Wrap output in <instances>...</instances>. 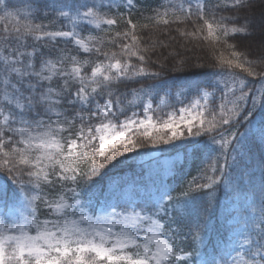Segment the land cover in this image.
Masks as SVG:
<instances>
[{"label": "snow or ice", "instance_id": "snow-or-ice-1", "mask_svg": "<svg viewBox=\"0 0 264 264\" xmlns=\"http://www.w3.org/2000/svg\"><path fill=\"white\" fill-rule=\"evenodd\" d=\"M132 4L0 0V264H264V179L228 234L211 251L205 243L215 193L232 183L254 129L264 147V10L259 22L238 15L251 0H170L154 10L147 19L157 26L201 21L180 34L209 42L210 55L193 74L200 79L176 93L193 98L161 122L153 97L175 85L136 34L148 24L113 14ZM121 20L128 28L111 35ZM257 29L254 60L252 45L242 50L234 38ZM177 142L185 156L203 147L210 160L179 192L151 172L140 183H101L129 153Z\"/></svg>", "mask_w": 264, "mask_h": 264}, {"label": "trees", "instance_id": "trees-1", "mask_svg": "<svg viewBox=\"0 0 264 264\" xmlns=\"http://www.w3.org/2000/svg\"><path fill=\"white\" fill-rule=\"evenodd\" d=\"M155 1L153 0H133L132 7L123 8L121 6L118 10L113 9L114 15H122L125 19H131L133 23H137L138 25L148 24L146 29L137 28L136 34L141 38V43L143 45H147L152 47L154 50L151 53V61L155 62V64L151 65L155 68V70H159V64H164L165 66V78L169 79V83L175 85L172 89V97H175L176 92L180 87L183 88L186 81H195L200 79V77L193 75L194 73H198L203 69L197 67L200 64H208L210 61L209 55V42L204 41L202 39L193 38L191 36L181 35V31L183 32H195L197 27L199 26L201 21H197L195 17L191 20H187L184 23H171L167 26L154 25L149 22L148 17H152L155 14L156 6ZM211 3H215V0H211ZM160 11L162 9L159 8ZM264 10V0H251V7L241 11L238 13L240 16H249L254 17L257 22H259L261 17V11ZM226 15L229 13H225ZM195 21V23H194ZM128 28L126 23L121 20V22L114 26L111 30V35H114L115 32L120 31L123 32ZM259 36V29H257L256 35L252 37H235V41L238 42L241 46L242 50H249L248 45L251 44L252 48L250 49V58L254 60H258V52L255 49V42ZM123 43L124 41H119ZM111 47V46H108ZM112 50L119 51L118 48H112ZM219 51H224L227 56L229 52L223 49L222 46L219 47ZM87 55V54H82ZM180 61L184 62L183 71L177 72L173 71L174 66H179ZM257 70H264V64H257ZM251 79V78H250ZM153 81L145 80L144 83H152ZM255 86V85H253ZM129 87H139L138 84H132ZM121 90H125L124 86L121 85ZM184 102L190 100L195 94L185 92ZM183 96V95H182ZM181 106V104H179ZM156 115V113H155ZM122 118V117H121ZM259 124L257 125V127ZM244 130V126L241 128ZM258 132L252 135V137H248L247 141L251 143V151L255 148ZM172 145H160L157 148L147 147L145 149L140 150V154L129 153L127 159H122L119 163L113 162L115 165L109 166V170L107 174L104 176L101 181L102 184H110L111 180L116 177L119 182L134 180L136 183H140L141 181L146 179V174L151 172L154 177L156 176H167L166 178L169 185L179 192L180 186L186 184L191 181L193 177H198L201 168L207 167L210 163L209 157L203 155L206 151L203 147L196 149V155H193L191 152L185 156V152L180 150V147L174 148ZM192 145L188 144V148H191ZM175 151H179L182 156L181 164L177 162H173L170 165L168 172H165L161 169V163L164 160L174 161L176 158L174 155ZM144 153H147L145 155ZM251 153V152H250ZM213 157L217 155V153L211 154ZM256 159L257 165V174L260 176V180L264 179V156L260 155L258 152ZM203 160V162H202ZM222 160L220 163L222 164ZM10 175V174H9ZM0 177L4 179H8V175L0 172ZM125 180H124V179ZM11 183V181H8ZM203 182V181H201ZM260 182V184H261ZM225 185L219 186L217 189L215 196L216 200L214 202L211 218L207 229V236L205 237V243L208 245V250L211 251L213 245H215L223 236L227 235L226 229L229 228L226 224V220L224 219V215H221V210L223 208V200L226 197ZM176 192L173 194L175 195ZM43 210H41V214Z\"/></svg>", "mask_w": 264, "mask_h": 264}, {"label": "rangeland", "instance_id": "rangeland-1", "mask_svg": "<svg viewBox=\"0 0 264 264\" xmlns=\"http://www.w3.org/2000/svg\"><path fill=\"white\" fill-rule=\"evenodd\" d=\"M153 1L157 2L156 7L158 9L160 8L161 4L167 5L170 2V0H153ZM178 2L179 0H171V3H178ZM123 8H127V7L123 6ZM160 9H162L163 11V8H160ZM181 88L182 87H180L178 91H180ZM161 98L164 99L165 101L164 104H160ZM184 99H185V95L183 96L181 95L177 97V95L175 94V97H172V94L169 96H165L164 92H160L158 96L153 97V107L155 108L157 107V105H159V109L156 112L155 116L160 117L161 122H162V119L167 118L166 113L172 111L173 108H179L182 106V105L180 106L179 104H181L180 101L184 102ZM188 102L189 100L185 102L184 104H187ZM129 114H130V111H129ZM253 119L259 122L260 113L257 112L256 114H254ZM243 126H244V130L241 129ZM247 127H248L247 124L242 123L241 125L238 126V133H243L245 131V128ZM254 133H255V129L249 135V137H252ZM255 143H256L255 148L251 151V153H249L248 149L252 147H251V143L247 141V147L243 150L244 154L242 156L237 157L239 166L235 168L234 170H232V183L227 187L225 186L224 193L226 194V197L223 200V208L221 210V215L222 214L224 215V219L226 220L228 227H231L235 223L234 218L238 216L237 210L244 203L245 197H248L249 199H251L254 192L256 193L257 197L259 195L261 180H260L259 174L256 173L257 172V165H256L257 157L256 156L258 152L260 153V155L264 156V147H261L258 135H257V139L255 140ZM178 147H179V142H177L176 148ZM209 147H212V146L209 145ZM180 154L181 153L179 151H175L173 156L177 158L174 161L164 160L161 163V169L163 172H165V174L168 172L169 167L170 165H172L173 162H177L178 164H181L182 156L180 157L179 156ZM223 163L224 161L222 160V164ZM229 164H231V156L229 157ZM167 177H168V173L165 178ZM115 180L119 182V180L117 179ZM133 181L129 180L128 183L131 184ZM222 186L224 185L222 184Z\"/></svg>", "mask_w": 264, "mask_h": 264}]
</instances>
